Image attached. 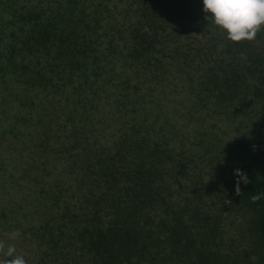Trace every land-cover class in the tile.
Returning a JSON list of instances; mask_svg holds the SVG:
<instances>
[{
	"label": "trees",
	"instance_id": "16d2710c",
	"mask_svg": "<svg viewBox=\"0 0 264 264\" xmlns=\"http://www.w3.org/2000/svg\"><path fill=\"white\" fill-rule=\"evenodd\" d=\"M202 9L0 0V145L36 167L46 208L15 242L27 264H231L210 214L221 175L264 264V198L251 200L264 192V135L224 144L208 123L264 109V30L232 42Z\"/></svg>",
	"mask_w": 264,
	"mask_h": 264
},
{
	"label": "rangeland",
	"instance_id": "374dc122",
	"mask_svg": "<svg viewBox=\"0 0 264 264\" xmlns=\"http://www.w3.org/2000/svg\"><path fill=\"white\" fill-rule=\"evenodd\" d=\"M0 92L2 101V86ZM243 111L244 114L238 112L234 117L224 118L219 115L216 119L209 120L208 123H214L212 129L219 141L224 144L243 141L252 145L264 135V109L261 110L260 105L251 104L249 109ZM2 116L4 113L0 111V117ZM0 139L10 140V137L7 134L2 136L0 129ZM4 146L0 145V240L7 246L19 242L18 238H10L13 230L20 231L24 227L38 224L39 220L45 218L46 208L34 193L38 185L30 180L31 175L37 172L36 167L32 169L28 166L27 171H23L26 157L23 159L13 149ZM221 168V165L216 166L214 171L223 172ZM217 178L219 183L216 185V195H211L216 206L210 210V214L217 216L219 224L215 242H218L222 253L231 256V264H257L250 229L251 213L243 204L233 199L230 179L224 175ZM17 222L22 226H18ZM21 248L23 247H16V254L23 255Z\"/></svg>",
	"mask_w": 264,
	"mask_h": 264
},
{
	"label": "clouds",
	"instance_id": "9594fccd",
	"mask_svg": "<svg viewBox=\"0 0 264 264\" xmlns=\"http://www.w3.org/2000/svg\"><path fill=\"white\" fill-rule=\"evenodd\" d=\"M203 12L210 14L205 18L214 23L218 28L226 33V38L232 42L253 41L257 34L264 30V0H203ZM239 177L236 181L235 192L240 195L239 187L241 181L249 183L246 173L239 169L235 170ZM264 198V192L252 195L253 203ZM20 236L18 230H13L11 239ZM0 264H27L23 255L16 254L15 245L6 246L0 240Z\"/></svg>",
	"mask_w": 264,
	"mask_h": 264
}]
</instances>
